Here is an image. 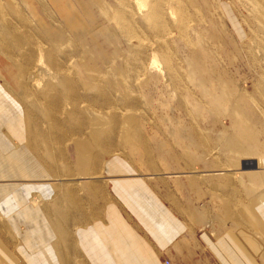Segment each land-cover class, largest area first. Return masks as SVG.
I'll return each mask as SVG.
<instances>
[{
  "label": "rangeland",
  "instance_id": "obj_1",
  "mask_svg": "<svg viewBox=\"0 0 264 264\" xmlns=\"http://www.w3.org/2000/svg\"><path fill=\"white\" fill-rule=\"evenodd\" d=\"M0 86L58 179H136L176 210L178 185L241 193L264 153V0H0Z\"/></svg>",
  "mask_w": 264,
  "mask_h": 264
},
{
  "label": "crops",
  "instance_id": "obj_2",
  "mask_svg": "<svg viewBox=\"0 0 264 264\" xmlns=\"http://www.w3.org/2000/svg\"><path fill=\"white\" fill-rule=\"evenodd\" d=\"M1 88L0 264H264V153L241 193L236 185H178L176 210L136 179L105 185L93 172L80 179L96 185H75L52 176L26 144L21 107ZM118 167L115 158L106 164ZM191 188L216 195L199 207V197L185 196Z\"/></svg>",
  "mask_w": 264,
  "mask_h": 264
},
{
  "label": "water",
  "instance_id": "obj_3",
  "mask_svg": "<svg viewBox=\"0 0 264 264\" xmlns=\"http://www.w3.org/2000/svg\"><path fill=\"white\" fill-rule=\"evenodd\" d=\"M252 169H254V167H253V165H249V166H246L245 164L243 165L242 164V166H241V171H245V170H252Z\"/></svg>",
  "mask_w": 264,
  "mask_h": 264
},
{
  "label": "built area",
  "instance_id": "obj_4",
  "mask_svg": "<svg viewBox=\"0 0 264 264\" xmlns=\"http://www.w3.org/2000/svg\"><path fill=\"white\" fill-rule=\"evenodd\" d=\"M165 264H166V262H165Z\"/></svg>",
  "mask_w": 264,
  "mask_h": 264
}]
</instances>
